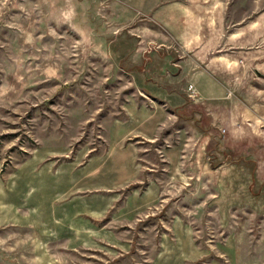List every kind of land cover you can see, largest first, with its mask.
Segmentation results:
<instances>
[{"label":"rangeland","instance_id":"1","mask_svg":"<svg viewBox=\"0 0 264 264\" xmlns=\"http://www.w3.org/2000/svg\"><path fill=\"white\" fill-rule=\"evenodd\" d=\"M0 264H264V0H0Z\"/></svg>","mask_w":264,"mask_h":264},{"label":"crops","instance_id":"2","mask_svg":"<svg viewBox=\"0 0 264 264\" xmlns=\"http://www.w3.org/2000/svg\"><path fill=\"white\" fill-rule=\"evenodd\" d=\"M160 3L161 2H158L156 5L153 6V8L151 9V13L153 17H156V19H159L162 23H164L163 16L161 17V15L167 12L168 5L166 3ZM177 27L179 28L180 33L176 36V38L180 46L186 52H188V54H190V51H197V53H195L194 56H191L190 59L187 58L181 61L182 63H180L179 65L180 74L186 76L187 74H189L190 71L193 70V72L189 76L191 84L194 86L195 91L199 96H203L206 99L211 100L212 93L217 92V90L215 89L219 87L224 88L225 84L220 81L221 78L219 79V76H216L217 74L212 69V65H207L205 68L198 69V63H200V60L197 59L199 58V56L197 55L208 56L210 54V49L207 45L199 48V46H197L198 39L196 36L188 34V29H185V26L181 28V26L179 25ZM192 63H195L193 65H195V67L197 68L193 69ZM131 71L134 73L133 78L136 86L141 89L144 93L149 94L155 101H161L164 105H167V107H171L173 109H176L178 107L181 108L185 104H187L188 98L190 97L189 91L188 93H173L166 88V85H169L167 81H165L166 83L164 82L163 84L159 85L157 80L152 79V77H150L149 71ZM148 87L151 89H148ZM139 122L140 124H142V128L144 127V125L145 127L147 126L145 122Z\"/></svg>","mask_w":264,"mask_h":264},{"label":"built area","instance_id":"3","mask_svg":"<svg viewBox=\"0 0 264 264\" xmlns=\"http://www.w3.org/2000/svg\"><path fill=\"white\" fill-rule=\"evenodd\" d=\"M191 88H193V87L191 86Z\"/></svg>","mask_w":264,"mask_h":264}]
</instances>
